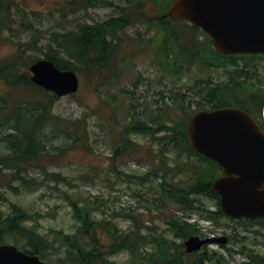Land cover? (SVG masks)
<instances>
[{"label": "rangeland", "instance_id": "1", "mask_svg": "<svg viewBox=\"0 0 264 264\" xmlns=\"http://www.w3.org/2000/svg\"><path fill=\"white\" fill-rule=\"evenodd\" d=\"M73 1L20 0L22 7L18 5L16 8L12 28L0 31V67L12 61L18 72L24 73L27 65L45 57L48 48L56 45L51 40L52 35L75 31L80 24L108 21L119 16L120 7L125 6L122 0H95L90 7L77 8ZM145 13L150 18L129 17L132 24L120 34L118 32L114 55L111 54L109 60L98 58L102 67L83 64L76 59L69 61L79 79L75 92L58 96L42 88L46 97L52 98L49 102L51 120L39 133L45 143L46 154L41 156V163L43 161L46 170L32 168L27 174L23 172L25 177L36 182L17 191L9 188L5 177L0 175L2 214L11 213L13 204L21 205L28 213L25 225L37 226L39 233L51 243L52 249L47 252L45 260L53 263L57 258L67 259L64 248L54 238V230L72 233L78 225L70 199L66 198L69 195L71 199L90 203L95 219L109 221L120 231H129L132 226L129 217L136 216L141 233L146 237L139 254L120 251L95 264H146V252L152 253L156 241L161 238L172 239L180 246L186 238H176L167 224L175 217H187L189 222L199 224L198 235L228 236L226 244L212 243L202 249L217 251L220 264L246 262L250 258L248 255L235 252L243 247L244 251L252 249V254L259 255L256 260L250 258L249 261L259 264L264 259V223L231 221L216 214L208 220L204 216L208 214L207 209L216 211L215 198L195 195V209H184L161 193L160 186L164 183L166 186L191 183L186 165L199 163V160L195 155L183 152L175 143L167 142V137H163L164 130L157 127L164 124L171 127L168 133L178 131L177 118L187 115L188 121L193 111L209 108L211 103L199 96L198 89L206 80L212 84L226 83L232 77L237 87L231 90L228 99L233 103H237L233 100L235 97L247 101L253 94H264V56L250 60L238 58L236 64H224L225 59H221L217 62L222 66L212 67L198 61L185 72H173L157 57L159 38L156 27L161 13L152 12L151 5ZM196 36L200 40L206 37L201 29ZM211 59L213 54L208 51L204 60ZM238 68L243 69L241 74L236 72ZM31 84L16 85L0 78V137L11 132L15 122L10 117L3 119L5 110L44 96L43 92L36 90V84ZM199 100L203 102L202 107L197 104ZM20 111L27 113V108L23 106ZM138 119L144 120L153 131L146 134L126 128L125 137L129 134L132 141L116 154V147L122 146L117 145L123 135L122 127L134 125ZM67 125L72 134L60 130ZM4 150L5 143L0 139V152ZM157 158H162L168 167L174 169L165 180H161V175H154L152 161ZM6 171L3 172L8 173ZM51 172L62 174L65 181H51ZM14 184L19 185V181L15 180ZM99 231L102 240L107 242L109 235ZM7 242L12 241L8 239ZM180 248L176 251L180 252ZM182 253L178 255L185 258L184 248ZM202 264H216V261Z\"/></svg>", "mask_w": 264, "mask_h": 264}, {"label": "trees", "instance_id": "2", "mask_svg": "<svg viewBox=\"0 0 264 264\" xmlns=\"http://www.w3.org/2000/svg\"><path fill=\"white\" fill-rule=\"evenodd\" d=\"M20 0H0V31L11 29L15 20L16 8L21 6ZM95 0H74L73 4L77 8H87L94 5ZM125 6L120 7V15L113 17L108 21L97 22L95 24H80L75 31H65L56 33L51 36L52 42L56 45H52L45 52V58L51 59L61 69H68L69 61L76 59L83 64H93L100 68L103 66L100 60L110 59L111 54L115 53V46L119 38L118 32L132 24V19L129 17H138L139 20H143L148 15L145 13L149 6H152V12L164 13L167 5L171 0H122ZM121 6V5H120ZM22 7V6H21ZM136 9V10H135ZM135 10V11H133ZM161 14L157 17L159 23L157 25L158 34V46L157 57L161 63L168 66L173 72H185L191 68L195 62H201L203 64L212 66H222L217 60L225 59L224 64H236L238 58L250 60L251 58L262 57L261 54H234L223 55L214 51L211 47L210 37L206 36L204 40H200L196 36V32L199 31V27L188 23L185 20L172 21L170 18H162ZM152 18V17H151ZM20 51L23 49L20 48ZM210 51L213 54V59L205 62L204 56ZM33 62V61H32ZM28 64V63H27ZM250 63H248L249 65ZM247 66V65H246ZM242 68H238L236 72L238 74ZM241 74V73H240ZM0 78L7 80L9 83L16 85L31 86L29 78L28 65L26 72H18V67L14 62L9 61L0 67ZM237 84L232 80H228L226 83L217 82L212 84L209 80L198 87L199 96H202L211 105L209 108H215L232 104V99H228L232 89H235ZM36 90L43 92V89L39 86L35 87ZM42 98H34V101H26L24 105L17 104L12 109L5 110L6 115L4 120L10 117L14 119L12 131L4 133L0 139L5 143L4 152H0V175L5 177L6 185L17 191L20 188L29 187L36 182L35 179L25 177L26 174L32 168H41L46 170L41 163V156L46 154L45 143L40 136V130L46 122L51 120L50 116V100L47 98L46 93ZM48 93V92H47ZM48 95H52L48 93ZM251 98L258 101L259 109L264 103V94H253ZM202 100L197 101L202 107ZM25 106L27 113H22L20 109ZM3 109V108H2ZM14 112V113H13ZM1 116V115H0ZM190 116V114H189ZM144 120L138 119L134 125L126 124L122 127L123 135L120 137V142L117 145L115 153L120 150H124L128 143H131L129 134L125 137L126 128H131L133 132H144L146 134L151 133V129L146 125ZM178 124V131L168 133L171 127L161 124L157 127L159 130H164V139L167 137V142L175 143V146H180L183 152L195 155L198 158L199 163L186 165L187 171H189L192 182L187 186H176L162 184L160 186L161 193L165 197H169L171 200L176 201L184 209H195L196 203L195 195H209L215 198L219 204V195L211 190V181L221 173V167L216 162L208 159L202 154H196L189 146L188 134H187V115L181 116L175 120ZM264 128V123L261 121ZM177 127V126H176ZM66 134H72L71 128H60ZM75 133V132H74ZM179 144V145H176ZM175 148V147H173ZM165 155V154H163ZM155 167V177L161 175L165 180L169 172L174 169L168 167L162 158H157L152 161ZM5 169H10L6 171ZM6 171L8 173H5ZM18 180L19 185H15L14 181ZM50 180L56 183L65 181L62 174L58 172L50 173ZM0 195V199L3 198ZM66 198L70 199V205L73 209V216L78 221V225L74 232H65L63 230H54V238L65 250L67 259L57 258L55 263L57 264H95L97 262H104L107 256L111 254L128 251L130 254L135 255L140 253V247L146 243L145 235L141 233V226L139 225L136 216L131 215L129 218L132 221V226L127 232L120 231L116 225L106 221L104 219H95L92 216V208L90 203L78 199H71L69 195ZM168 198V199H169ZM208 217H214L213 214L222 215L220 209L216 211H207ZM28 213L22 208L21 205H12L11 213L2 214L0 209V242H6L11 239L13 243L19 245V247L25 249L30 253H38L42 258H46L47 252L52 249L49 240L41 235L37 226H27ZM214 219V218H213ZM215 221L216 218L214 219ZM238 222L246 223H264V219L250 220L243 218L237 220ZM169 229H172L176 238L185 239L191 235L197 233L198 229L195 225L181 221L177 217L167 221ZM99 230H103L108 234L106 241H103L99 235ZM153 240H157L153 237ZM180 246L184 248V243L181 242ZM178 244H175L174 240L158 239L156 241V249L147 254L146 264H202L205 261L215 260L216 264H220V257L217 256V252H193L185 253V258H180L178 255L182 253L183 248H180ZM180 248L177 252L176 249ZM244 251V250H242ZM252 249L248 253L251 259L256 260L259 257L257 254L251 253ZM158 253V254H156ZM183 254V253H182ZM262 257V256H261ZM188 258H190L188 260ZM262 259L259 264L263 263ZM244 264V263H242ZM248 264H252L249 262Z\"/></svg>", "mask_w": 264, "mask_h": 264}, {"label": "water", "instance_id": "3", "mask_svg": "<svg viewBox=\"0 0 264 264\" xmlns=\"http://www.w3.org/2000/svg\"><path fill=\"white\" fill-rule=\"evenodd\" d=\"M167 14L201 26L211 35L213 48L218 52L264 53V0H173ZM29 70L34 84L58 96L73 93L79 87L75 71L61 70L50 59H38ZM188 141L195 152L217 161L223 168V175L211 183L220 194L222 212L231 217L264 218V132L255 119L236 106L199 109L189 118ZM226 240L190 236L185 247L191 252L207 242ZM0 264L49 263L38 254L4 243L0 244Z\"/></svg>", "mask_w": 264, "mask_h": 264}, {"label": "flooded vegetation", "instance_id": "4", "mask_svg": "<svg viewBox=\"0 0 264 264\" xmlns=\"http://www.w3.org/2000/svg\"><path fill=\"white\" fill-rule=\"evenodd\" d=\"M248 104L254 109V110H257L258 108V101L256 99L254 100H249L248 101ZM247 105V104H246Z\"/></svg>", "mask_w": 264, "mask_h": 264}]
</instances>
